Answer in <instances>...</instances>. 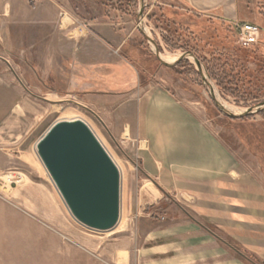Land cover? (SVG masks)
I'll return each mask as SVG.
<instances>
[{"label":"rangeland","instance_id":"374dc122","mask_svg":"<svg viewBox=\"0 0 264 264\" xmlns=\"http://www.w3.org/2000/svg\"><path fill=\"white\" fill-rule=\"evenodd\" d=\"M56 1L67 24L74 21L75 35L81 29L89 36L91 57L80 60L115 59L120 81L105 82L98 75L89 90L79 80L64 91L69 95L46 98L35 87V71L51 64L45 51L50 44L42 42L49 31L35 25L12 30L9 50L0 49V54L9 56L6 69L17 73L24 100L0 121V264H262L264 220L220 226L200 214L193 197L161 185L149 173L147 142L138 134L137 118L140 97L154 93L200 117L234 152L237 169L259 174V165L264 171L263 116L231 119L220 112L191 59L162 65L137 28L138 0ZM146 2L144 23L166 60L192 51L233 110L264 100L263 34L245 48L232 25L195 21L190 26L188 18L175 16V0ZM224 69L239 73L243 84L231 83ZM62 118L85 121L119 167L120 215L110 230L88 228L71 216L37 156V139ZM12 174L16 178L11 180Z\"/></svg>","mask_w":264,"mask_h":264},{"label":"crops","instance_id":"0c3cea01","mask_svg":"<svg viewBox=\"0 0 264 264\" xmlns=\"http://www.w3.org/2000/svg\"><path fill=\"white\" fill-rule=\"evenodd\" d=\"M175 1L178 5L173 7L179 8L175 16L180 17L179 19L188 18L186 24L190 26H194L195 21L198 24L199 21L225 22L232 26L236 21H264V0ZM60 7L56 0H37L34 7L24 0H0V49L9 50L6 43L11 39L12 30L17 27L35 25L49 31L42 42L50 44L45 47V51L51 58V66L43 65L35 71L38 79L35 87L46 98L59 100L69 95V92L64 91L74 89L79 80L89 90L92 78L98 75L103 76L107 80L105 82L116 83L120 78L115 59L97 62L80 60L85 54H88V58L91 57L92 52L87 49L86 44L89 36L81 29L75 35L74 21L65 27H61V24L57 27L62 14ZM82 23L81 26L85 27V22ZM259 26L264 36V23L261 22ZM7 57L9 56L0 54V121L7 119L24 100L17 73L6 69ZM55 59L58 61L56 64ZM66 61L69 65L61 66L60 63ZM120 68L119 73H122V64ZM61 81L66 85L61 86ZM176 107L171 101L155 97L154 93L140 97L138 134L147 142L150 175L165 187L178 188L182 196L193 197L200 214L220 226H228L226 228L230 229L240 223H255L256 218L264 220V171L261 165L259 174L245 167L237 169L234 152L221 143L204 121L197 115L182 112ZM48 128L37 139L35 147ZM41 164L43 165L42 162ZM45 172L62 198L46 169ZM15 178L14 174L10 176L11 180ZM43 184L48 186L46 182ZM0 188H3L1 184ZM67 209L71 214L68 207ZM39 215L45 217L42 213Z\"/></svg>","mask_w":264,"mask_h":264},{"label":"water","instance_id":"95a60500","mask_svg":"<svg viewBox=\"0 0 264 264\" xmlns=\"http://www.w3.org/2000/svg\"><path fill=\"white\" fill-rule=\"evenodd\" d=\"M137 2V28L162 65L173 67L181 60L191 59L215 106L231 119L256 115L264 110V100L238 111L229 108L208 70L192 51L178 54L174 61L166 60L144 23L147 2ZM36 147L72 216L94 230L113 228L120 215L121 173L89 125L80 118L59 119L38 140Z\"/></svg>","mask_w":264,"mask_h":264},{"label":"built area","instance_id":"2783aa9c","mask_svg":"<svg viewBox=\"0 0 264 264\" xmlns=\"http://www.w3.org/2000/svg\"><path fill=\"white\" fill-rule=\"evenodd\" d=\"M27 1H29L33 5L37 3V0H27ZM235 25H237L238 27L236 31V40L240 46L249 47L259 42L261 37L260 36L261 28L259 25L249 21H243V22L236 21Z\"/></svg>","mask_w":264,"mask_h":264},{"label":"trees","instance_id":"16d2710c","mask_svg":"<svg viewBox=\"0 0 264 264\" xmlns=\"http://www.w3.org/2000/svg\"><path fill=\"white\" fill-rule=\"evenodd\" d=\"M239 22H243V21H239ZM237 25H234V29H235V32L237 31ZM261 28V27H260ZM245 48H248V47H245ZM222 57H225V59L226 58H229V57H227L226 55H222ZM219 58H220V56H219ZM227 60V59H226ZM180 62H183V61H180ZM179 62V63H180ZM227 66H229L228 65V63H227ZM232 67V66H231ZM233 67H235V64L233 65ZM224 73L226 74V77L229 79V80H232L231 81V83H233V84H238V83H241V84H243V78H241L240 76H239V73H237L236 72V74L235 73H232V74H228L227 72H226V69H224ZM231 71H235V69H231ZM259 114H261L262 116H263V118H264V110L263 111H261ZM251 117H253V115L252 116H247V117H245V118H251ZM262 264H264V262H262Z\"/></svg>","mask_w":264,"mask_h":264},{"label":"bare ground","instance_id":"6f19581e","mask_svg":"<svg viewBox=\"0 0 264 264\" xmlns=\"http://www.w3.org/2000/svg\"><path fill=\"white\" fill-rule=\"evenodd\" d=\"M65 18H66V15L63 14L62 15V21H61L62 26H64L65 24H67V21H65ZM165 58H166V56H165Z\"/></svg>","mask_w":264,"mask_h":264}]
</instances>
